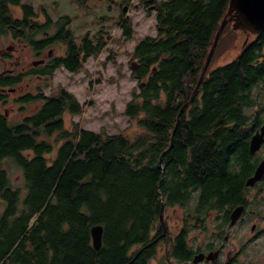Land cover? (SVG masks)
Wrapping results in <instances>:
<instances>
[{
	"label": "trees",
	"instance_id": "obj_1",
	"mask_svg": "<svg viewBox=\"0 0 264 264\" xmlns=\"http://www.w3.org/2000/svg\"><path fill=\"white\" fill-rule=\"evenodd\" d=\"M228 3L137 0L147 15L155 10L157 34L137 39L131 52L136 65L130 77L139 91L132 89L123 114L134 123V132L109 134L104 127L96 132L77 122L66 126L63 115L81 114L86 104L63 88L15 97L23 106L40 102L16 122L0 112V264H151L157 250H162L157 264H188V232L198 221L205 229L199 217L244 202L249 131L242 111L264 106V30L251 34L227 21L195 98L178 118ZM43 12L45 19L39 21L28 1L0 0V38L37 55L54 45L60 50L26 72H2L0 102H7L23 75L49 79L60 67L79 72L89 56L113 40L99 29L93 38L87 32L77 42L69 15L52 20ZM117 23L125 40L134 37L125 12ZM235 48L233 58L215 63ZM238 161L243 162L240 174ZM11 165L21 170L22 184L11 182ZM162 206L163 213L174 206L193 210L179 232L159 243ZM94 224L103 227L98 250L90 234ZM161 242L164 247L158 249Z\"/></svg>",
	"mask_w": 264,
	"mask_h": 264
},
{
	"label": "rangeland",
	"instance_id": "obj_2",
	"mask_svg": "<svg viewBox=\"0 0 264 264\" xmlns=\"http://www.w3.org/2000/svg\"><path fill=\"white\" fill-rule=\"evenodd\" d=\"M26 1L37 12L36 19L39 21L45 19L43 10L46 11L52 20H55L59 14L69 15L71 17L69 26L77 42L87 32L93 38V34L99 29L107 31L113 40L108 43L107 47L100 54L89 56L84 62V69L79 72L71 73L65 68L60 67L52 73L49 79L44 77L38 78L30 74L23 75L21 81L14 85L8 93V102L3 105L0 103V112L5 113V110H7L6 115L8 119L16 122L24 115L35 111L40 102L33 101L23 106L14 102L13 99L15 97L26 92L37 93L39 89L44 94L49 95L63 88L72 92L81 104H86L81 114L71 115L65 113L63 115L66 126H70L72 122H77L83 128L96 132L101 127H104L109 134H117L124 129L134 132V123L123 114L125 103L131 98L132 89L139 91L137 80L130 77L131 63L132 61L136 62L132 58L131 52L137 39L142 36H155L157 34L155 10H151L147 15L146 10L137 4V0ZM123 7H126V10L123 11ZM11 9L14 15H20L19 7L13 6ZM122 12H125L131 18V26L135 30L134 37L129 40H125L121 36V28L117 23L118 17ZM52 30L53 28H51ZM110 50L113 53L112 58H108ZM237 50V48L232 49L228 57H221L215 63L220 64L229 61L236 55ZM7 52H11L12 56H6L5 53ZM59 52L58 47L54 45L53 47H47L42 53L37 55L30 47L18 42L16 43V41L13 42L11 38H0V72H26L38 65V63L33 64V62L47 58L48 54L53 55ZM117 70L123 73L122 76L118 75ZM257 93L260 94V92ZM255 108L264 109V106H255ZM9 171L13 185L22 184L21 170L11 165ZM261 186L262 193L259 198L262 201L256 210L264 213V184ZM188 209L190 211H187ZM192 210L193 206L190 208L174 206L166 209L163 217L170 230V235L182 227L185 214L188 215ZM250 223L236 227V232L243 234L242 237L244 239L252 238L249 228ZM212 224L213 222H209L210 228ZM210 228L208 231H210ZM189 234L193 237L197 234V231L192 228L189 230ZM199 237L200 240L204 238L202 235ZM257 241L262 243L261 240ZM253 244L256 245L255 247L264 248V244ZM160 245L158 249L164 247L163 242ZM134 249L135 247H132V250ZM161 251L157 250L156 259L161 255ZM249 251L252 253V250ZM156 259L155 261L153 259L151 264H157Z\"/></svg>",
	"mask_w": 264,
	"mask_h": 264
},
{
	"label": "flooded vegetation",
	"instance_id": "obj_3",
	"mask_svg": "<svg viewBox=\"0 0 264 264\" xmlns=\"http://www.w3.org/2000/svg\"><path fill=\"white\" fill-rule=\"evenodd\" d=\"M49 56L51 55L48 54L47 58L40 59L42 60L40 64H44ZM0 74H2V71ZM36 77L41 78L40 76ZM0 103L2 105L4 104L3 102ZM6 111L7 110H5L4 113L5 115ZM242 114L246 115V118L243 120L244 129L249 131V135L247 136L248 154L245 159V162L249 166L246 170L247 173L244 175V185L246 189L242 192L244 202L237 204L243 205V211L239 215L238 219L233 223H230V212L237 205L231 208L227 207L223 209L211 210L207 212L205 216H200V219H204L203 223L205 224V229H203L201 226H198V221L193 228V230L197 231V234L191 237L188 232L187 242L192 249V254L188 259V264H264V248L255 247L256 245L253 244H264V213L256 210L262 201L259 196L262 193L261 185L264 184V173L262 177L253 185L246 184L247 179L253 176L257 166L264 159V140L258 150L253 153H250L249 151V141L251 136L256 131H259L262 124H264V109L255 108L243 110ZM242 164L243 162L238 161L236 165L238 174L244 172ZM184 217L187 218L189 215L185 214ZM209 222H213L211 228ZM249 222H251L249 228L252 238L244 239L242 237L243 234H238L236 232V227L243 224L247 225ZM209 228L210 231H208ZM179 230L180 228L176 232L174 231V233L179 232ZM162 232L159 234L160 236L158 235L160 238L158 237L157 242L163 239L162 237L164 236H171L168 226H166L165 233L162 234ZM198 235H202L204 238L200 240ZM257 240H261L262 243H259ZM232 242L233 244H231ZM249 250H252V253ZM199 253L204 254L203 258L194 262V257Z\"/></svg>",
	"mask_w": 264,
	"mask_h": 264
},
{
	"label": "water",
	"instance_id": "obj_4",
	"mask_svg": "<svg viewBox=\"0 0 264 264\" xmlns=\"http://www.w3.org/2000/svg\"><path fill=\"white\" fill-rule=\"evenodd\" d=\"M126 10V7H123V11ZM231 20L232 27L234 29H240L243 32H249L251 34H258L264 30V0H229L228 3V9L226 15L223 17L220 26L215 34L212 46L207 54L204 66L202 68V71L200 73L199 79L192 91L191 97L189 101L184 103L178 113V118L183 111L186 104L189 102H192L193 99L196 96L197 89L203 79L205 70L210 62L212 53L215 49V46L217 44L219 35L227 23V21ZM247 37L244 39V43L246 42ZM39 62H42V60L35 61L33 64H37ZM132 65H136L135 62L132 63ZM178 123V120H177ZM177 125V124H176ZM175 125V126H176ZM175 130V127H174ZM264 140V124H262L259 131H256L250 138L249 141V151L250 153L255 152L258 150L260 145L262 144ZM170 145H172V140ZM264 173V159L260 162V164L257 166L253 176L249 177L246 181L247 185H253L257 180H259ZM243 211V205H237L235 206L231 212H230V223L235 222L239 215ZM160 219L163 224V233L166 231V225L163 222V206L160 210ZM102 233H103V227L100 224H94L90 228V234H91V240L92 245L95 249H99L102 245ZM203 253H199L194 257V262L203 258ZM208 257V256H207Z\"/></svg>",
	"mask_w": 264,
	"mask_h": 264
},
{
	"label": "crops",
	"instance_id": "obj_5",
	"mask_svg": "<svg viewBox=\"0 0 264 264\" xmlns=\"http://www.w3.org/2000/svg\"><path fill=\"white\" fill-rule=\"evenodd\" d=\"M86 129V128H85ZM93 131V130H92Z\"/></svg>",
	"mask_w": 264,
	"mask_h": 264
}]
</instances>
